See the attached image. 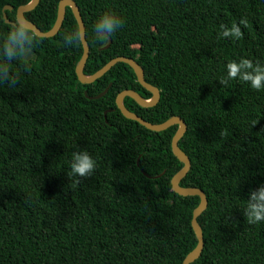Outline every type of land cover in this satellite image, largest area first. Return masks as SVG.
I'll return each mask as SVG.
<instances>
[{
  "label": "trees",
  "instance_id": "1",
  "mask_svg": "<svg viewBox=\"0 0 264 264\" xmlns=\"http://www.w3.org/2000/svg\"><path fill=\"white\" fill-rule=\"evenodd\" d=\"M30 1L0 0V36L11 24L3 8L13 6L6 13L15 21ZM60 1L41 0L25 16L48 31ZM75 1L90 47L85 73L117 56L136 59L161 98L144 107L126 97V106L153 123L177 115L188 125L179 145L192 166L180 184L208 198L198 217L205 246L191 264H264V221L244 216L249 193L264 185V89L220 83L229 62L264 65V0ZM106 11L124 24L99 41L93 26ZM233 23L238 40L220 30ZM76 29L67 7L59 32L13 62L17 86L0 83V264H182L198 243L192 217L200 197L172 188L184 165L172 151L178 125L154 131L122 114L119 92L152 96L127 63L81 83L82 41L63 42ZM84 151L95 171L70 175L73 154Z\"/></svg>",
  "mask_w": 264,
  "mask_h": 264
},
{
  "label": "clouds",
  "instance_id": "2",
  "mask_svg": "<svg viewBox=\"0 0 264 264\" xmlns=\"http://www.w3.org/2000/svg\"><path fill=\"white\" fill-rule=\"evenodd\" d=\"M124 21L113 11L104 12L94 24V34L99 41H104L108 36L120 29ZM239 24L245 27L248 24L246 19H241ZM239 24L233 23L229 29L221 25L223 37H235L237 40L243 35ZM3 43L0 44V83L7 84L9 88H15L19 83V72L13 71V62L26 58L33 48L41 42V34L32 26L31 22L19 15L10 24L6 35L0 36ZM83 34L79 29L66 32L63 35L65 45L78 44L82 41ZM227 77L222 78L220 83L227 85L230 80L239 79L247 82L253 89H264V65L259 62L253 63L250 59H241L229 62L227 65ZM25 71H29L28 66H24ZM251 70V71H244ZM255 124V122H253ZM224 134V133H222ZM70 175L88 177L95 171L96 161L86 152L73 154ZM249 224H256L264 221V185L258 191L249 193L247 206L244 210Z\"/></svg>",
  "mask_w": 264,
  "mask_h": 264
},
{
  "label": "water",
  "instance_id": "3",
  "mask_svg": "<svg viewBox=\"0 0 264 264\" xmlns=\"http://www.w3.org/2000/svg\"><path fill=\"white\" fill-rule=\"evenodd\" d=\"M41 0H31L30 2L20 5L17 8V15L25 18L28 20V18L25 16V13L28 11H31L35 9V7L40 3ZM67 7H70L77 22L79 25V30L83 34V39H82V44H83V54L82 57L77 65L76 72L78 75L79 80L83 84H90L97 79L101 78L103 75H105L109 70L112 69L117 63L119 62H124L129 64L135 71L138 81L140 84L146 88L148 91L151 92L152 96L150 98L144 97L142 94L137 92L134 89H124L123 91L119 92L117 97H116V104L117 107L121 110L122 114L132 120L138 121L140 124L144 125L150 130L154 131H163L168 129L169 127L173 125H178V129L176 133L174 134L172 138V151L175 156L178 157V159L184 163L183 167L173 176L172 178V186L173 189L176 193L183 195V196H199L200 197V203L199 205L194 209L193 211V217H192V227L195 231V234L198 239V243L195 246V248L185 257L183 260L182 264H191L195 262L202 254L204 246H205V241H204V232L203 228L200 225L198 221V217L206 210L208 206V198L205 193V191L199 187H185L182 186L181 180L187 175L188 171L191 169V159L190 157L182 150V148L179 145V141L181 138L184 136L188 129V125L185 122V120L177 115L171 116L167 120L161 123H153L150 122L137 113L131 111L125 104V98L126 97H131L134 99L139 105L144 106V107H153L157 105V103L160 101L161 98V91L160 89L149 83L145 79V72L144 68L139 64V62L132 58L128 57L125 55L122 56H117L110 60L108 63H106L101 69L96 71L93 74H86L85 73V66L87 64L89 55H90V47L89 43L86 39V25L84 22V19L82 17L80 8L78 4L76 3L75 0H61L58 5V13H57V19L53 27L48 30V31H42L35 23L31 22L32 26L41 34V37H52L55 36L59 30L61 29L65 17H66V10ZM4 11L6 10H13V6L8 4L3 8ZM4 19L7 23H13L14 21L11 20L7 13L4 12ZM111 38H110V43H111ZM110 43H108L105 48L109 47ZM111 85V84H110ZM110 85L100 94L96 96H89L91 99H96L100 98L103 95H105L108 90ZM87 94V92H86ZM112 109L106 110L105 115L107 116L108 112L111 111Z\"/></svg>",
  "mask_w": 264,
  "mask_h": 264
},
{
  "label": "bare ground",
  "instance_id": "4",
  "mask_svg": "<svg viewBox=\"0 0 264 264\" xmlns=\"http://www.w3.org/2000/svg\"><path fill=\"white\" fill-rule=\"evenodd\" d=\"M7 11V10H6ZM6 11H4L3 10V14H4V12H6ZM10 11V10H9ZM27 13V12H26ZM197 19V18H196ZM205 19H206V17H205ZM29 21H30V19H28ZM212 20V19H211ZM32 22V21H31ZM34 23V22H33ZM220 30H222L221 29V27H220ZM109 43H110V37H109ZM89 59V58H88ZM131 67V66H130ZM76 68H77V66H76ZM102 68V67H101ZM113 68V67H112ZM134 70V69H133ZM135 72V71H134ZM77 73V72H76ZM136 74V73H135ZM78 76V75H77ZM137 76V75H136ZM79 79V78H78ZM98 80V79H97ZM137 80H138V78H137ZM80 81V80H79ZM81 82V81H80ZM95 82V81H94ZM82 83V82H81ZM93 83V82H92ZM140 83V82H139ZM111 86V85H110ZM110 88V87H109ZM160 89V88H159ZM161 91V90H160ZM88 98H89V96H88ZM89 99H91V98H89ZM97 99V98H96ZM142 117V116H141ZM145 119V118H144ZM134 121V120H133ZM144 126V125H143ZM178 158V157H177ZM184 164V163H183ZM173 178V177H172ZM182 181V180H181ZM171 182H172V180H171ZM186 187V186H185ZM172 188H173V186H172ZM174 190V189H173ZM1 247H3V246H1ZM3 249V248H2Z\"/></svg>",
  "mask_w": 264,
  "mask_h": 264
}]
</instances>
